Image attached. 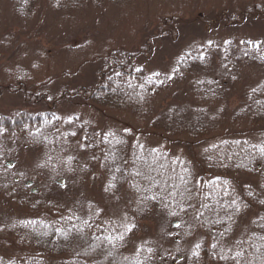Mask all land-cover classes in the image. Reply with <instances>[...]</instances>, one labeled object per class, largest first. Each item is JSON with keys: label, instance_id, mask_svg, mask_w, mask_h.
<instances>
[{"label": "trees", "instance_id": "obj_1", "mask_svg": "<svg viewBox=\"0 0 264 264\" xmlns=\"http://www.w3.org/2000/svg\"><path fill=\"white\" fill-rule=\"evenodd\" d=\"M39 1L0 3L10 5L17 20L30 22ZM136 1L51 0L49 9L54 13L98 10L105 5L122 9ZM151 41L146 38L142 47L132 51L106 48L95 55L85 84L73 82L55 89V75L37 83L25 70H6L0 97L18 96L37 110L0 114V132L38 150L36 170L47 172L52 184L57 179L54 186L64 176L80 178L99 170L111 195L118 198L122 189L127 190L143 222L157 225L161 245L153 239L142 241L122 257L118 252L131 242L132 227L121 240L112 237L111 227L103 226L106 221L81 217L73 206H60L52 188L43 193L36 188L27 191L31 182L22 185L21 175L8 169L13 165L8 162L0 164V198L43 217L21 226L1 225V233L18 239L26 249L17 254L18 259H2L0 264H44L35 253L42 260L62 259L63 264L105 260L106 264H172L176 259L165 254L166 245L174 246L176 264H264V93L248 92L236 105L232 91L240 64L264 69V42L248 49L243 46L234 61L228 47L221 50L208 44L184 50L168 79H162L159 73L146 72L139 62L150 53ZM169 84L181 86L179 94L190 90L183 107L157 102ZM190 97L196 101L193 107H189ZM66 101L102 112H129L149 130L120 131L106 121L87 123L80 115L63 120L54 108ZM243 124L248 126L244 130ZM149 131L161 132L160 143L139 137ZM173 143L184 152L173 151ZM194 147L198 155L193 154ZM115 254L120 263L115 262Z\"/></svg>", "mask_w": 264, "mask_h": 264}, {"label": "rangeland", "instance_id": "obj_2", "mask_svg": "<svg viewBox=\"0 0 264 264\" xmlns=\"http://www.w3.org/2000/svg\"><path fill=\"white\" fill-rule=\"evenodd\" d=\"M50 2L51 0H40L36 14L30 22L17 20L13 8L4 2L0 3V82L6 80V70H10L6 73L14 72L19 68L27 71L37 83L55 75V89L58 86L71 85L73 82L85 84L91 75L90 59L95 55L102 53L106 48L126 51L138 49L148 37L152 40L151 51L142 56L139 62L146 72L159 73L162 79H168L172 66L184 50L208 44L218 46L221 50L228 47L229 51L232 50L230 60L234 61L235 56L244 50L243 46L248 49L251 47L249 45L264 42V0H138L122 9L105 5L103 9L68 13L52 12L49 9ZM235 76L232 91L237 97L236 105L241 103L243 96L248 92L256 91L260 95L264 93V69L253 63L240 64ZM180 87L169 84L168 88L157 96V102L164 107L170 104L183 107L186 104L183 101L186 99L184 95H189L190 90H182L179 94ZM188 103L189 107H193L196 101L190 97ZM16 109L31 112L37 110L36 107L32 108L23 103L18 96L5 94L0 97L1 115H8ZM54 112L63 120L72 115H80L87 123L105 124L106 121L120 131L130 132L132 129L141 130L143 133L144 130H149L129 112H102L90 105H72L70 101L56 104ZM247 127L243 124L242 130ZM234 128H230V131ZM160 135L161 132L149 131L147 135L140 134L139 137L160 143ZM0 147L4 148L0 149V164L11 162L13 165L8 169L21 175L22 185L26 181L31 182L32 186L27 188V191L36 188L43 193L52 188L51 194L57 195L55 201L57 200L60 206H73L79 210L81 217L92 215L106 221L103 226L111 227L110 231L114 235L112 237L116 236L117 239L128 234V229L132 227L130 229L133 232L129 236L131 242L125 244L126 249L118 252L122 257L131 250H136L138 247L135 244H142V241L153 239L157 240L158 244L161 243L159 228L156 224L143 222L139 206L135 204L136 200L133 199V204L130 203L131 195L125 189H122L118 198L111 195L107 191L108 181L99 170L90 172L93 176L87 173L80 175V178L64 176L63 181L54 186L57 179L52 184L47 172L39 173L36 170L40 155L38 150L21 143L13 136H3L2 132ZM172 149L178 154L184 152L183 148L174 143ZM193 150V154L198 155L199 149L194 147ZM83 161V157L79 158L80 164ZM42 217V214L29 213L0 198L1 228V225L21 226ZM171 230L174 232L175 228ZM108 233L110 232L107 230L106 234ZM166 246L170 249L164 250L165 254L176 259L172 264L179 262L178 255L174 253V246ZM24 249L26 248L18 239L0 231L1 261L18 259L17 254L23 255ZM118 254H115V262L120 263L122 259H118L121 258ZM34 255L40 259L39 263L41 261L45 262L44 264H63L64 261L46 257L42 260L40 253ZM105 262L106 260L103 264H106Z\"/></svg>", "mask_w": 264, "mask_h": 264}, {"label": "snow or ice", "instance_id": "obj_3", "mask_svg": "<svg viewBox=\"0 0 264 264\" xmlns=\"http://www.w3.org/2000/svg\"><path fill=\"white\" fill-rule=\"evenodd\" d=\"M261 203H264V201H261ZM199 247V245H197V248ZM193 255H198V253H196L195 251L193 252ZM237 255H240V253H237ZM223 258V257H222Z\"/></svg>", "mask_w": 264, "mask_h": 264}]
</instances>
